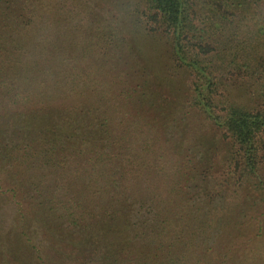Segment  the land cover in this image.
Segmentation results:
<instances>
[{"label": "trees", "instance_id": "obj_1", "mask_svg": "<svg viewBox=\"0 0 264 264\" xmlns=\"http://www.w3.org/2000/svg\"><path fill=\"white\" fill-rule=\"evenodd\" d=\"M2 195L0 264H264V0H0Z\"/></svg>", "mask_w": 264, "mask_h": 264}, {"label": "rangeland", "instance_id": "obj_2", "mask_svg": "<svg viewBox=\"0 0 264 264\" xmlns=\"http://www.w3.org/2000/svg\"><path fill=\"white\" fill-rule=\"evenodd\" d=\"M107 2V1H105ZM145 45V44H144ZM148 48V51H152L151 54H155L157 56L160 55V59L159 61V65L160 67H166V65H168V60H166L167 53H166V49H167V45H164L163 42L158 41L157 43H155L154 41H149V47L147 45H145ZM154 68L155 65L153 64ZM185 77L178 79V81H180V83L182 85H184L185 83ZM156 90H159L162 92V94L164 96H166L167 99H169V101H173V99L176 98V96L172 95L170 92H168L167 90H163V88L161 87H157ZM192 121L194 122V126H202L201 125V120L202 118L198 115L195 114V116H192ZM17 210L16 207L13 203V201L11 199H9L6 195H2L0 197V235L3 236L4 240L6 239L5 242L10 243L13 240H15V236L14 235H8L5 236L8 233L11 234H15L14 229L17 230L16 228V221H17ZM18 231V230H17ZM31 231L34 232V227L31 226ZM5 236V237H4ZM264 242V241H262Z\"/></svg>", "mask_w": 264, "mask_h": 264}]
</instances>
